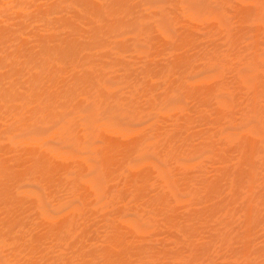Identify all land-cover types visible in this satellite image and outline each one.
<instances>
[{"label": "bare ground", "instance_id": "1", "mask_svg": "<svg viewBox=\"0 0 264 264\" xmlns=\"http://www.w3.org/2000/svg\"><path fill=\"white\" fill-rule=\"evenodd\" d=\"M0 264H264V0H0Z\"/></svg>", "mask_w": 264, "mask_h": 264}]
</instances>
